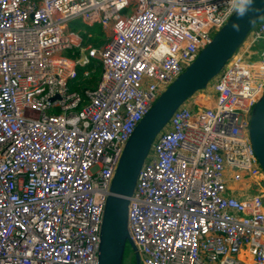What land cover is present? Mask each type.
<instances>
[{
	"label": "built area",
	"instance_id": "built-area-1",
	"mask_svg": "<svg viewBox=\"0 0 264 264\" xmlns=\"http://www.w3.org/2000/svg\"><path fill=\"white\" fill-rule=\"evenodd\" d=\"M230 17L226 0H0V264L98 263L126 142ZM75 19L105 42L83 46ZM93 63L96 85L71 90ZM263 94L264 18L153 141L128 207L141 264H264V173L248 135Z\"/></svg>",
	"mask_w": 264,
	"mask_h": 264
},
{
	"label": "water",
	"instance_id": "water-1",
	"mask_svg": "<svg viewBox=\"0 0 264 264\" xmlns=\"http://www.w3.org/2000/svg\"><path fill=\"white\" fill-rule=\"evenodd\" d=\"M256 4L262 10L256 23L250 25L247 19L241 21V30L237 33L231 29V23L235 20V16H231L201 49L196 59L159 95L126 142L105 202L97 264H122L126 245L134 253L135 264H141L127 227L129 202L139 171L154 139L174 112L207 88L243 45L250 31L264 18V0H256ZM248 135L264 173V94L252 108Z\"/></svg>",
	"mask_w": 264,
	"mask_h": 264
},
{
	"label": "rangeland",
	"instance_id": "rangeland-1",
	"mask_svg": "<svg viewBox=\"0 0 264 264\" xmlns=\"http://www.w3.org/2000/svg\"><path fill=\"white\" fill-rule=\"evenodd\" d=\"M68 28L70 29V30H74V31H80V34L82 35V37H84V39L85 38H87V34H90L91 35V38L90 39H88V40H90V42L89 43H91V45L92 44H94L93 42L96 40H98V41H104L105 39H106V31L105 30H103L102 28H101V26H99V25H94V26H91V27H87V26H85V25H82L81 23H80V21L79 20H72L69 24H68ZM108 34V33H107ZM87 40V41H88ZM102 42H100V44L102 43ZM96 47H98V46H96ZM251 50H253V51H257L258 53H257V55H253V56H251V58H250V60H249V63H252V62H256V61H258V59H259V56H258V54L260 53V51L262 50V47H260V44H257L256 46H254ZM63 55H65V56H70V53L69 52H64L63 53ZM95 68V67H94ZM95 70V69H94ZM91 74H93V75H95V78L97 77L98 78V76H99V74L98 73H96V72H93V73H91ZM98 81V80H97ZM74 82V81H73ZM97 83V82H96ZM72 84V83H71ZM71 84H70V89L71 90H74V89H72L71 88ZM81 84V83H80ZM86 84V83H85ZM96 85V84H95ZM76 86H78L77 84H76ZM80 86V85H79ZM83 86V85H82ZM92 87H94V86H92ZM195 96V95H194ZM194 96L191 98V99H189L188 101H187V104L188 105H190V104H192V100L194 99ZM200 100V99H199ZM191 106V105H190ZM193 109H195V106L193 107ZM239 187V186H238ZM122 264H135V260H134V253H133V251L131 250V248L129 247V245H126V247H125V250H124V255H123V261H122Z\"/></svg>",
	"mask_w": 264,
	"mask_h": 264
},
{
	"label": "clouds",
	"instance_id": "clouds-1",
	"mask_svg": "<svg viewBox=\"0 0 264 264\" xmlns=\"http://www.w3.org/2000/svg\"><path fill=\"white\" fill-rule=\"evenodd\" d=\"M229 16H235L231 23V29L239 33L241 21L247 19V23L254 25L261 9L257 7L256 0H226Z\"/></svg>",
	"mask_w": 264,
	"mask_h": 264
},
{
	"label": "trees",
	"instance_id": "trees-1",
	"mask_svg": "<svg viewBox=\"0 0 264 264\" xmlns=\"http://www.w3.org/2000/svg\"><path fill=\"white\" fill-rule=\"evenodd\" d=\"M91 37H87V38H85L84 39V37H83V46H88V45H90V46H92V47H95V48H97L96 46H101L104 42H105V40L102 42V41H94L93 43L94 44H92L91 45V43H89L90 42V40H88V39H90ZM88 40V41H87ZM100 42H102L101 44H100ZM95 67V68H94ZM95 69V70H94ZM89 70H94V72H96V73H98L99 75H100V72H101V68H100V66H98L96 63H93L92 64V66H90V68H89ZM93 73V72H92ZM98 78H99V76H98ZM98 78L96 77L95 78V75H93V74H90V76H89V78H83V76H82V70H78V72H77V78H76V80L74 81V82H72V84H71V88L72 89H74V90H76L77 92H79V93H81V92H83L84 90H86V89H88V88H92V86H95V84H96V82H97V80H98ZM81 83V84H80ZM86 83V84H85ZM76 84L78 85V86H76ZM80 85V86H79ZM83 85V86H82Z\"/></svg>",
	"mask_w": 264,
	"mask_h": 264
},
{
	"label": "crops",
	"instance_id": "crops-1",
	"mask_svg": "<svg viewBox=\"0 0 264 264\" xmlns=\"http://www.w3.org/2000/svg\"><path fill=\"white\" fill-rule=\"evenodd\" d=\"M239 186V187H238ZM228 188L231 190V195H236L237 197H241L243 195L242 191L246 192V184H232L228 183Z\"/></svg>",
	"mask_w": 264,
	"mask_h": 264
}]
</instances>
